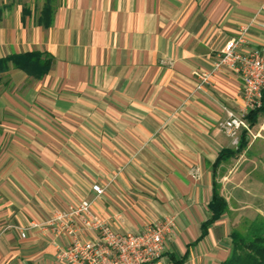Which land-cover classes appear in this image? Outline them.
<instances>
[{
    "label": "crops",
    "instance_id": "crops-1",
    "mask_svg": "<svg viewBox=\"0 0 264 264\" xmlns=\"http://www.w3.org/2000/svg\"><path fill=\"white\" fill-rule=\"evenodd\" d=\"M242 28L244 46L264 47V0H0V59L52 58L40 78L11 60L0 70V264H65L56 244L68 236L16 227L82 199L123 233L172 217L166 253L189 247L183 264H220L225 219L264 200L253 192L264 180V107L247 114L244 148L215 167L237 146L219 123L241 111V82L223 70L198 89L196 73ZM213 169L234 211L188 246L209 217Z\"/></svg>",
    "mask_w": 264,
    "mask_h": 264
},
{
    "label": "built area",
    "instance_id": "built-area-1",
    "mask_svg": "<svg viewBox=\"0 0 264 264\" xmlns=\"http://www.w3.org/2000/svg\"><path fill=\"white\" fill-rule=\"evenodd\" d=\"M246 43L245 28H242L237 36L225 42L211 69L196 73L198 89L209 84L217 71H228L239 78L241 111L227 110L226 118L219 123V128L235 145L239 131H251L248 112L264 107V47L248 48L244 46ZM91 188L96 197L104 191L97 183ZM91 205V201L82 199L54 211L43 221H31L27 226L16 228L22 237L33 227L50 230L57 237L68 236L66 243L56 244L57 259L65 264H174L165 247L166 238L174 232L172 217L147 224L135 233H123L99 218ZM86 233H92L93 237L85 238Z\"/></svg>",
    "mask_w": 264,
    "mask_h": 264
},
{
    "label": "trees",
    "instance_id": "trees-1",
    "mask_svg": "<svg viewBox=\"0 0 264 264\" xmlns=\"http://www.w3.org/2000/svg\"><path fill=\"white\" fill-rule=\"evenodd\" d=\"M10 60L17 68L22 69L34 78H40L49 70L52 58L49 55L38 51L12 55L11 57L0 59V70L4 69L7 62ZM258 110L259 109H254L250 111L248 119L251 120L250 118L254 117ZM251 121L250 124H252ZM246 137L247 133L244 130L238 140L236 148L234 150H221L217 156L214 166L217 167L222 159H226L230 155L239 153L246 144ZM213 172L212 195L207 204L209 217L201 223L198 238L190 242L188 246H194L199 242V240L204 238L208 233L210 225L220 218L228 209L227 200L220 193V185L216 179V169H213ZM230 238V252L228 256L220 262V264H264L263 223L253 222L245 234L237 229H233L230 233ZM189 251V247H187L185 253L180 258L175 256L173 253H167V255L174 264H183L189 254Z\"/></svg>",
    "mask_w": 264,
    "mask_h": 264
},
{
    "label": "rangeland",
    "instance_id": "rangeland-1",
    "mask_svg": "<svg viewBox=\"0 0 264 264\" xmlns=\"http://www.w3.org/2000/svg\"><path fill=\"white\" fill-rule=\"evenodd\" d=\"M223 169H227V167H225ZM258 185H261L262 190L254 189L253 192L256 195H262V197H263L264 196V180H262L261 184H258ZM231 205L232 204L230 201V206ZM235 208H236L235 211L229 210V207L227 209L229 212L234 211V214H232V215L229 214L228 218L225 219L226 223L229 226V228H227V233L225 235L227 243H229V239H228L230 236L229 234L233 229H237L240 232H242L243 234H245L248 231L249 226L253 222H260V223H263V225H264V200L263 199L260 200L258 198L257 199L252 198V199L248 200L247 204H245L243 206H237ZM197 232H198L197 229L188 230L186 233L187 238L189 240L192 239L196 235Z\"/></svg>",
    "mask_w": 264,
    "mask_h": 264
}]
</instances>
